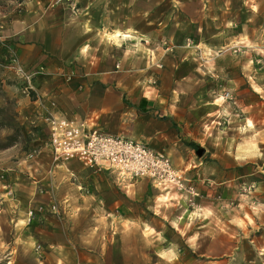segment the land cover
Returning <instances> with one entry per match:
<instances>
[{"label": "crops", "instance_id": "0c3cea01", "mask_svg": "<svg viewBox=\"0 0 264 264\" xmlns=\"http://www.w3.org/2000/svg\"><path fill=\"white\" fill-rule=\"evenodd\" d=\"M105 1L76 0L77 15L35 3L19 14L0 13V56L12 52L28 74L43 71L20 104L43 98L49 109L52 100L58 116L147 146L169 158L199 197L188 205L147 179L119 183L75 160L54 163L38 122L41 170L24 173L17 161L1 173L0 264H247L254 248L231 225L249 214L246 198L264 211V156L241 147L264 124V41L257 36L264 0H207L185 28L171 16L157 27L135 0ZM150 1L143 0L148 15ZM135 16L144 17L138 27ZM106 24L111 40L102 33ZM186 37L212 52L205 69L201 53L184 58ZM185 59L191 68L184 73ZM58 73L71 74L69 81ZM1 77L24 84L4 67ZM51 202L63 218L36 215L27 224L30 208ZM260 217L264 224V212Z\"/></svg>", "mask_w": 264, "mask_h": 264}, {"label": "rangeland", "instance_id": "374dc122", "mask_svg": "<svg viewBox=\"0 0 264 264\" xmlns=\"http://www.w3.org/2000/svg\"><path fill=\"white\" fill-rule=\"evenodd\" d=\"M42 1L44 3H42ZM104 2L106 3L105 0ZM31 3H35L45 9H55L57 7H61L66 10V7L55 4V0H48L47 2L46 0H0V13L3 14L10 11L12 14H19L22 11L24 12L28 5ZM135 4L140 9V12H144V16L151 17V19L153 20L152 22L156 24V26H162L168 20V17L171 16V20L174 22V24H176V22L174 21L176 17L177 21H181L183 23L182 28H185L192 27L188 24V22L191 21L192 16L196 18L199 15V7L201 8V13L206 11L207 0H166L163 3L162 0H151L150 6L151 8H153L151 9V15H148L145 11L142 10L144 9L143 0H135ZM143 19L144 17L142 16H135L134 23L136 27L144 22ZM201 20L204 22V24H206L205 19L201 18ZM260 23L262 22L260 21ZM112 29L113 26L111 25L106 24L105 26H103L102 33L105 35L107 40H111L109 35L112 33ZM257 36L259 37V39L260 37L262 38L261 41H264V29L260 30ZM135 41V43L137 44L138 40L135 39ZM146 42L148 46V44L150 43L149 39H147ZM193 42L194 39L191 37H186L184 39L183 46L187 50V52L184 54V58H189L190 55L188 54L190 53V51H192V53L194 54L196 52H198L199 54L201 53L204 60L202 62V68L205 69L207 67V61L209 60V58L211 59V56H213L212 52L208 51L205 46L200 45L199 47ZM3 45L4 42L0 43V47L3 48ZM262 56H264V52H262ZM0 57V67L6 68L9 73L13 75L15 74V76H17L14 70V66L17 65V59L14 54L12 52H9L8 56ZM185 62H187V65L182 69V71L184 73L190 72L191 63L189 62L191 61H187L185 59ZM2 63L5 65H1ZM152 65L154 68L158 69L156 63L152 62ZM42 73V69L31 73L32 79L34 80L38 75H41ZM53 76L61 77L65 82H68L71 74L65 75L58 73L54 74ZM148 83L153 84V82ZM183 83L185 86L190 85L189 81H184ZM184 90H187L186 87H184ZM30 97V91L26 95L24 93V84L21 85L18 80L12 78H0V173L8 169L10 163H16L17 161L20 162V168H22L24 173H26L27 170H31L32 167L34 169L41 170L37 162L38 158L44 152L45 137L40 128L37 127V123L39 122L40 117L47 111L56 114L54 111L55 104L54 101L50 100V108L47 109L48 107H46L44 103L42 104L43 98H40L41 100H37L39 102H37V104L32 107L28 105L22 106L20 104V101L23 98L27 99ZM223 99H225L227 102H230L232 107H235L234 99L229 98V96L226 97V94L223 96ZM188 100L192 101L191 98H189ZM262 103H264V100H262ZM19 109H22L23 112L20 113ZM262 109H264V106H262ZM221 125L222 124H220V131L223 132ZM249 135H251V132L242 133V137H249ZM245 141L246 143H244L241 147L248 156H251L254 153H260L261 156H264V124L261 125L259 131L255 136H253L252 139L249 140L247 138L246 140H244V142ZM14 146L16 147L14 148ZM10 149L11 151L9 153L8 150ZM31 155H34L35 159H29V156ZM52 169L56 170L57 168L56 166H53ZM52 171L54 172V170H51L50 175L53 177L54 173ZM123 190L126 191L125 187L123 188ZM247 194L249 195V193ZM246 200L250 204V208H248L249 214L247 213L244 215V221L237 220L235 223H232L231 233L237 234L240 232L244 234V238L248 247L251 249L254 248V251L252 250L251 252V250L248 249L246 252L245 262L247 264H251L250 262L254 261V259L256 261V264H264V249L257 250L254 247L255 244L257 245V247H264V224L260 223V214L264 211H261L262 204H258L250 198H246ZM251 217L254 218L255 221L252 220ZM252 236L255 237V240L253 242L250 239Z\"/></svg>", "mask_w": 264, "mask_h": 264}, {"label": "built area", "instance_id": "2783aa9c", "mask_svg": "<svg viewBox=\"0 0 264 264\" xmlns=\"http://www.w3.org/2000/svg\"><path fill=\"white\" fill-rule=\"evenodd\" d=\"M55 4L66 7L73 15L79 13L76 0H55ZM14 70L24 82V93L27 95L33 80L32 74L26 73L19 65H15ZM39 122L47 131V147L54 163L75 160L84 168L111 172L121 183L147 179L156 190L172 191L188 205H192L199 197L194 185L184 178L169 158L141 143L106 134L89 127L85 122L68 120L48 111L40 117ZM29 159H35V156L31 155ZM3 178L0 173V181ZM7 195L10 196L11 192L8 191ZM1 203L2 198L0 205ZM44 214L57 219L63 216L60 206L51 202L30 208L26 214L27 224L31 223L36 215L42 217ZM35 250L38 251L39 247Z\"/></svg>", "mask_w": 264, "mask_h": 264}, {"label": "bare ground", "instance_id": "6f19581e", "mask_svg": "<svg viewBox=\"0 0 264 264\" xmlns=\"http://www.w3.org/2000/svg\"><path fill=\"white\" fill-rule=\"evenodd\" d=\"M118 36H120V35H115L114 37H118Z\"/></svg>", "mask_w": 264, "mask_h": 264}]
</instances>
